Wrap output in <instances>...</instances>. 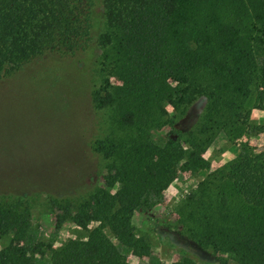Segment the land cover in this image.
<instances>
[{
	"label": "trees",
	"instance_id": "1",
	"mask_svg": "<svg viewBox=\"0 0 264 264\" xmlns=\"http://www.w3.org/2000/svg\"><path fill=\"white\" fill-rule=\"evenodd\" d=\"M91 53L86 144L103 182L42 192L56 228L85 233L45 245L31 223L39 194L2 193L0 264H130L127 252L160 264L133 216L186 169L207 171L172 210L186 242L173 264H197L202 251L264 264V147L246 142L212 169L200 152L221 133L264 134L252 117L264 109V0H0V80L45 54Z\"/></svg>",
	"mask_w": 264,
	"mask_h": 264
},
{
	"label": "rangeland",
	"instance_id": "2",
	"mask_svg": "<svg viewBox=\"0 0 264 264\" xmlns=\"http://www.w3.org/2000/svg\"><path fill=\"white\" fill-rule=\"evenodd\" d=\"M95 57L96 53H91L76 61L45 54L15 76L0 80V194H39L40 200H33L31 223L36 239L45 245L58 247L85 231L71 223L56 228L42 192L61 195L86 190L94 180L103 182L95 170L97 159L86 144L94 127L90 87ZM252 117L264 123V109L254 108ZM165 120L156 131L160 140L169 129ZM223 135L200 147L209 169L230 159L235 146L244 148L248 142L257 149L264 147L262 133L235 142ZM196 184L190 169L182 171L157 204L133 216L137 232L151 235L160 264H173L185 248L186 242L170 226V219L176 217L172 214L176 203ZM7 242V238H0V249ZM196 256L197 264H236L226 253L219 254L221 261L206 251ZM127 257L130 264H151L149 256L127 252Z\"/></svg>",
	"mask_w": 264,
	"mask_h": 264
},
{
	"label": "crops",
	"instance_id": "3",
	"mask_svg": "<svg viewBox=\"0 0 264 264\" xmlns=\"http://www.w3.org/2000/svg\"><path fill=\"white\" fill-rule=\"evenodd\" d=\"M224 136V135H223ZM236 148L235 149H237V150H240V146H235ZM237 150L236 151H234L233 150V152L236 154V152H237ZM234 154V155H235ZM206 171L207 170H203V171H199V172H196V173H193V176H195V178H196V180H197V183L205 176V174H206ZM176 182V180L175 181H173L172 183H171V185L165 190V192H167L168 190H169V188L174 184ZM175 188V187H174ZM164 192V193H165ZM163 193V194H164ZM166 194V193H165ZM165 194H164V196H165Z\"/></svg>",
	"mask_w": 264,
	"mask_h": 264
}]
</instances>
